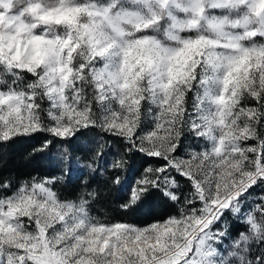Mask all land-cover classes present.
<instances>
[{
    "label": "snow or ice",
    "instance_id": "1",
    "mask_svg": "<svg viewBox=\"0 0 264 264\" xmlns=\"http://www.w3.org/2000/svg\"><path fill=\"white\" fill-rule=\"evenodd\" d=\"M37 136L72 149L0 179V264H264V0H0V147ZM77 173L171 211L102 222Z\"/></svg>",
    "mask_w": 264,
    "mask_h": 264
},
{
    "label": "trees",
    "instance_id": "2",
    "mask_svg": "<svg viewBox=\"0 0 264 264\" xmlns=\"http://www.w3.org/2000/svg\"><path fill=\"white\" fill-rule=\"evenodd\" d=\"M41 141L42 137L37 136L34 139H23L20 142L10 143L7 146L0 147V179H11L15 183L26 178L29 173L36 174L37 171L41 173L50 171L58 164L59 152L65 147L69 151L72 149V145L58 144L50 151L44 153L35 152L33 153L34 158L29 157V153H32L33 148L38 147ZM93 141L95 142L94 138ZM105 150L113 154L109 156V160H111L115 158V154L122 152L124 148L118 142L107 141ZM85 155V153L72 152L73 158L79 156L82 161ZM137 163L139 164V159ZM68 166L76 169L81 167L80 164L76 163H70ZM57 174H59L58 169ZM105 175L111 176V169ZM125 176L126 173L122 178ZM127 179L131 181L133 176L129 175ZM89 180L90 185L84 187V182L79 178V173H77V176L73 178L71 184L59 185L58 188L64 199H78L80 196H84L94 189L99 191L101 195L90 200L89 213L102 222H133L134 220L140 225H143L171 211L168 205L162 204L157 200L140 209L134 218L126 216L120 208L122 200L118 198L120 193L117 185L107 182L104 176L97 177L95 181H91L89 177ZM181 187L182 189L184 188L183 182H181Z\"/></svg>",
    "mask_w": 264,
    "mask_h": 264
},
{
    "label": "rangeland",
    "instance_id": "3",
    "mask_svg": "<svg viewBox=\"0 0 264 264\" xmlns=\"http://www.w3.org/2000/svg\"><path fill=\"white\" fill-rule=\"evenodd\" d=\"M147 121H148L147 126H148V127H151V126H152V125H151V115H149V116L147 117ZM225 244H228V241H225Z\"/></svg>",
    "mask_w": 264,
    "mask_h": 264
}]
</instances>
